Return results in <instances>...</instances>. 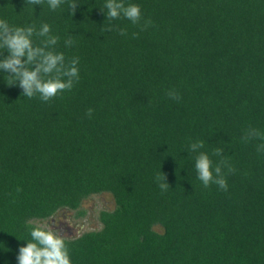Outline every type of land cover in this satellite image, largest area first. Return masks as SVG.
<instances>
[{"label":"trees","instance_id":"1","mask_svg":"<svg viewBox=\"0 0 264 264\" xmlns=\"http://www.w3.org/2000/svg\"><path fill=\"white\" fill-rule=\"evenodd\" d=\"M69 2L0 0V19L48 24L49 50L79 60V80L47 102L0 71V264H18L37 222L83 218L101 194L114 207L67 235L72 264H264V140L243 139L264 134V0H122L137 24L106 20L107 0H76L75 15ZM201 152L227 191L198 179Z\"/></svg>","mask_w":264,"mask_h":264},{"label":"clouds","instance_id":"2","mask_svg":"<svg viewBox=\"0 0 264 264\" xmlns=\"http://www.w3.org/2000/svg\"><path fill=\"white\" fill-rule=\"evenodd\" d=\"M44 0H26L27 5H43ZM65 0H47L51 9H57ZM78 3L71 0L68 7L75 15ZM104 9H107L105 12ZM101 9L106 14V20L113 21L121 16L129 19L133 24H137L142 19L141 9L138 5L131 4L125 6L122 0H107ZM150 24V21L148 22ZM147 26V25H145ZM118 26L109 25L107 31H113ZM51 28L48 24H43L39 31L35 26L12 27L5 20L0 19V49H6L7 55L3 56L0 52V71L7 73L9 85H18L22 89V95L33 98L37 94L42 101H49L60 95L62 92L71 90L74 82L79 80L78 58L65 63L63 53L49 50L58 43L59 37L50 34ZM120 35H126V31L119 29ZM34 37H45L42 46L34 43ZM74 42L71 39L65 44L71 46ZM67 78V79H64ZM170 99L179 100L180 97L174 91H169ZM93 109H88L91 116ZM264 140V134L252 129L243 137L245 141L250 139ZM204 147V142L199 141L190 145V152H196ZM258 151H264V143L258 145ZM222 149H216L214 155H221ZM222 161V164H226ZM195 169L198 179L204 187L216 184L224 191H227L228 184L224 178L222 167L216 165L206 153L201 152L196 157ZM235 170L228 168V173ZM156 180L163 192L170 187L167 176L157 175ZM71 223V220L69 221ZM31 241H27L26 246L19 249L17 256L18 264H72L69 249L66 244L67 236L62 234L59 229L53 230L49 223L40 224L37 222L30 231Z\"/></svg>","mask_w":264,"mask_h":264},{"label":"rangeland","instance_id":"3","mask_svg":"<svg viewBox=\"0 0 264 264\" xmlns=\"http://www.w3.org/2000/svg\"><path fill=\"white\" fill-rule=\"evenodd\" d=\"M114 207L113 200L109 194L94 195L84 200L81 208L86 211V214L83 218H76L73 212L60 213L49 220L40 222V224L49 223L50 226L54 229L62 226H70L73 229H70V232H65L64 235H73L74 237L83 233L93 230H99L101 224L98 221V214L103 209L112 210ZM71 220V223L69 221ZM68 228H64V231Z\"/></svg>","mask_w":264,"mask_h":264},{"label":"flooded vegetation","instance_id":"4","mask_svg":"<svg viewBox=\"0 0 264 264\" xmlns=\"http://www.w3.org/2000/svg\"><path fill=\"white\" fill-rule=\"evenodd\" d=\"M64 215L66 216V213H65ZM66 217H67V216H66ZM64 228H68V230H65V231H64ZM64 228H63L62 226H60V227H57L55 230L59 229V230L61 231L62 234H64L65 232H70L69 234H71L72 231H70V229H73L72 227L67 226V227H64ZM69 236H70V235H69Z\"/></svg>","mask_w":264,"mask_h":264}]
</instances>
